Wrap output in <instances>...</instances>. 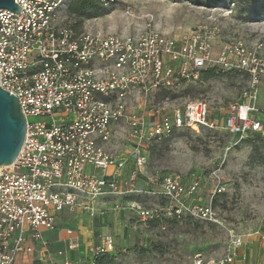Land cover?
Instances as JSON below:
<instances>
[{"label": "built area", "instance_id": "built-area-1", "mask_svg": "<svg viewBox=\"0 0 264 264\" xmlns=\"http://www.w3.org/2000/svg\"><path fill=\"white\" fill-rule=\"evenodd\" d=\"M15 1L19 13L0 9V86L18 97L27 129L16 160L0 167V264H78L71 255L76 241L52 251L43 232L58 231L64 213L94 212L111 197L148 193L163 201L170 216L219 222L211 205L195 199L197 181L187 185L177 174L139 180L147 148L182 129L261 131L253 100L264 61L241 41L213 57L216 25L207 30L199 24L179 37L150 22L120 31L100 27L97 19L76 27L72 0ZM100 1L108 10L117 3ZM231 65L249 71L247 99L221 121L203 99H160L162 91L201 80L207 67ZM126 208L141 219L156 213L133 200ZM260 241L259 264H264V234ZM243 244L242 237L233 236L221 258L197 257L188 264H236ZM114 247L113 237L105 234L85 264H96Z\"/></svg>", "mask_w": 264, "mask_h": 264}, {"label": "rangeland", "instance_id": "rangeland-1", "mask_svg": "<svg viewBox=\"0 0 264 264\" xmlns=\"http://www.w3.org/2000/svg\"><path fill=\"white\" fill-rule=\"evenodd\" d=\"M230 1L200 5L191 0H117L111 10L95 17L70 14V18L73 25L81 22L80 27L97 19L95 24L113 31L150 22L178 37L199 24L207 30L216 25L213 57L228 43L241 41L257 61H264V0H238L232 7ZM235 60L230 53V61ZM254 67L263 72L259 65ZM209 68L215 70L208 79L162 91L160 99L171 97L178 103L203 99L212 117L221 121V116L247 99L249 71L236 65ZM257 89L253 105L261 131L233 134L220 128L182 129L151 141L147 148L139 180L177 174L187 185L197 181L195 199L211 205L219 222L170 216L162 209L163 201L148 193L107 198L94 212L76 209L65 213L63 221L81 240L71 253L72 260L78 264L89 261L105 234L113 237L115 247L96 258V264H188L197 257L217 260L229 252L233 236H239L244 244L236 264H259L260 235L264 234V76ZM129 200L156 211L155 215L141 219L126 208Z\"/></svg>", "mask_w": 264, "mask_h": 264}, {"label": "water", "instance_id": "water-1", "mask_svg": "<svg viewBox=\"0 0 264 264\" xmlns=\"http://www.w3.org/2000/svg\"><path fill=\"white\" fill-rule=\"evenodd\" d=\"M0 9L19 13L15 0H0ZM26 118L17 96L0 86V167L11 165L19 155L26 136Z\"/></svg>", "mask_w": 264, "mask_h": 264}, {"label": "trees", "instance_id": "trees-1", "mask_svg": "<svg viewBox=\"0 0 264 264\" xmlns=\"http://www.w3.org/2000/svg\"><path fill=\"white\" fill-rule=\"evenodd\" d=\"M191 1L195 2L196 4L207 5L211 1H216V0H191ZM104 10H106V8L103 6L100 0H72L70 5V14L72 15L74 14L82 18L95 17ZM79 24L78 26L76 25L74 26L80 27ZM214 70L215 68H209L207 70H204L202 78L208 79L214 74Z\"/></svg>", "mask_w": 264, "mask_h": 264}, {"label": "crops", "instance_id": "crops-1", "mask_svg": "<svg viewBox=\"0 0 264 264\" xmlns=\"http://www.w3.org/2000/svg\"><path fill=\"white\" fill-rule=\"evenodd\" d=\"M66 217V214L61 217V220L59 221V225L61 226L58 231H51V230H46L43 232L45 239H48L53 242V246H50V249L52 251L58 250V249H65L67 247V243L69 239L74 240L77 242V244L81 242L78 237H76V233L74 230V234L72 236L68 235L66 232V228H70V226L65 223L63 220ZM64 243V244H63ZM63 244V245H62ZM57 264H61L60 260H55ZM29 264H39L38 262H30Z\"/></svg>", "mask_w": 264, "mask_h": 264}]
</instances>
